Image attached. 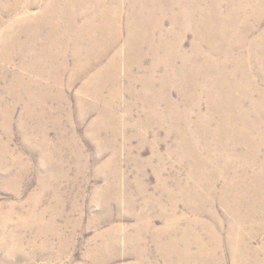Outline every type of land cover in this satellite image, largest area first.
Wrapping results in <instances>:
<instances>
[{
    "label": "rangeland",
    "instance_id": "obj_1",
    "mask_svg": "<svg viewBox=\"0 0 264 264\" xmlns=\"http://www.w3.org/2000/svg\"><path fill=\"white\" fill-rule=\"evenodd\" d=\"M238 1L0 0V264H264Z\"/></svg>",
    "mask_w": 264,
    "mask_h": 264
},
{
    "label": "bare ground",
    "instance_id": "obj_2",
    "mask_svg": "<svg viewBox=\"0 0 264 264\" xmlns=\"http://www.w3.org/2000/svg\"><path fill=\"white\" fill-rule=\"evenodd\" d=\"M249 2L250 5L251 4V0H246V2ZM251 1V2H250ZM230 7H229V11H228V15L226 18L221 19V24L225 25L229 20H227L228 18H230L231 23H232V34H233V46L234 48L237 49H243L246 46V40L248 37L249 32L252 30V26L249 24V20L245 15V9L244 7L239 3L238 0H228ZM261 5V4H260ZM210 8L211 6H208V12H206L205 16L210 15ZM259 11V10H258ZM209 17V16H208ZM204 18V23L207 26V31L210 32V28L213 26L214 24V18H213V22H212V17L210 16L209 18ZM212 22V24H211ZM220 22V21H219ZM203 23V22H202ZM228 24V23H227ZM204 25V24H203ZM220 27V26H219ZM214 30V29H212ZM220 30V29H219ZM221 32L223 33V29H221ZM221 34V33H220ZM180 35V34H179ZM223 35V34H222ZM210 36L209 33L204 34V38L205 40H208L207 37ZM179 38V37H178ZM212 41V40H211ZM209 43V42H208ZM212 43V42H211ZM176 44V43H175ZM207 44V43H206ZM176 47V46H174ZM178 47V46H177ZM178 49V48H177ZM177 51V50H176ZM248 51H249V55L246 58H241L240 56H238L236 58V70H235V75L239 77V79L235 80V85L238 92V97L243 98L245 96H247L248 94V89L249 91L253 88V85H251L249 83L250 79H253V76L250 75L248 73V67L250 68V70H252L253 72H255L258 75V79L260 81H264V30L254 39L251 40L248 44ZM176 57V56H175ZM238 81V82H236ZM234 85V86H235ZM221 87V86H220ZM220 92V91H219ZM225 92V90H224ZM221 93V92H220ZM261 93V91H260ZM260 97L262 98V100H264V90L262 92V94L260 95ZM239 111V110H238ZM252 111L254 112L252 115V118L260 121L261 123L264 124V117H261V108L259 106L258 102H253L252 104ZM253 119V120H254ZM236 120V119H235ZM249 120V119H248ZM234 121V119H233ZM241 122V121H240ZM250 122V121H249ZM260 122H258L260 124ZM236 126L237 121L233 122ZM239 123V122H238ZM257 123V124H258ZM250 125V124H249ZM251 126V125H250ZM256 123H254L253 125V130H254V134L256 135V131L257 133L260 135L259 137L261 138V140H264V126L261 129V131L258 132V126ZM238 127V126H237ZM236 127V128H237ZM235 128V127H234ZM260 129V128H259ZM235 131V130H234ZM238 132V131H237ZM250 132V131H249ZM236 133V132H235ZM241 134V133H240ZM213 135V134H212ZM220 136V135H219ZM258 138V139H260ZM248 140V139H246ZM260 140V141H261ZM251 141V140H250ZM253 141V140H252ZM259 141V140H258ZM239 143V142H238ZM254 143V147L257 144V141L252 142ZM259 144V143H258ZM234 146V145H233ZM249 146V145H248ZM236 147V146H235ZM235 149V148H234ZM249 150V149H248ZM253 150V149H252ZM255 150V149H254ZM260 151V150H259ZM250 153V151H249ZM185 154V153H184ZM254 154V153H253ZM252 156V155H251ZM250 156V157H251ZM240 157V156H239ZM248 157V156H247ZM246 157V158H247ZM250 157H248L250 159ZM248 159V160H249ZM251 161V160H250ZM256 161V160H255ZM252 162V161H251ZM254 162V161H253ZM249 163V162H248ZM243 164V163H242ZM253 164V163H252ZM255 165V163H254ZM261 166V165H260ZM263 166V165H262ZM243 167V166H242ZM245 169V168H244ZM260 173V172H259ZM208 174V173H207ZM263 174H264V168H263ZM210 177V176H209ZM260 180V179H259ZM215 181V180H214ZM216 182V181H215ZM228 183V182H227ZM231 185V184H230ZM211 188H213V185H211ZM227 189V188H226ZM234 189V188H233ZM224 191V190H223ZM232 259V258H231Z\"/></svg>",
    "mask_w": 264,
    "mask_h": 264
}]
</instances>
